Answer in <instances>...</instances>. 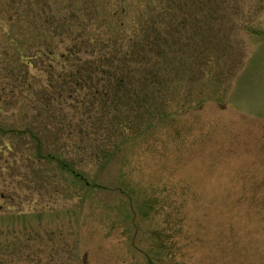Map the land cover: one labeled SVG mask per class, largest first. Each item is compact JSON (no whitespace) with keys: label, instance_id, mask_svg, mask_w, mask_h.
Masks as SVG:
<instances>
[{"label":"rangeland","instance_id":"obj_1","mask_svg":"<svg viewBox=\"0 0 264 264\" xmlns=\"http://www.w3.org/2000/svg\"><path fill=\"white\" fill-rule=\"evenodd\" d=\"M0 264H264V0H0Z\"/></svg>","mask_w":264,"mask_h":264},{"label":"trees","instance_id":"obj_2","mask_svg":"<svg viewBox=\"0 0 264 264\" xmlns=\"http://www.w3.org/2000/svg\"><path fill=\"white\" fill-rule=\"evenodd\" d=\"M65 74V73H64ZM81 74V67L79 66V67H77L76 69H75V71H73V70H71V71H68V73L67 74H65L67 77H69L70 78V80H66V79H61L60 80V82H61V85H60V87H59V91H61V92H63V90H64V84H67V83H69L70 84V82L71 81H74V80H71L72 79V77L74 76V75H80ZM127 74V72L124 70V75H126ZM58 79H60V78H58ZM79 81L78 80H75L74 81V86L72 87V89L73 90H76L77 88H82V86H81V84H79L78 83ZM48 83V85H49V89L51 88V85H50V83L49 82H47ZM67 98H72V96H71V93H69L68 94V96L66 97V99ZM44 101H45V103L47 104L49 101H50V96H47V95H45L44 96ZM70 172H72V171H70ZM74 172V171H73ZM72 172V173H73Z\"/></svg>","mask_w":264,"mask_h":264}]
</instances>
